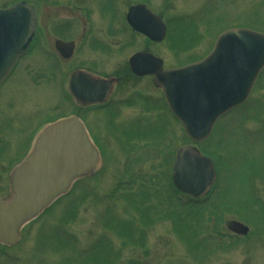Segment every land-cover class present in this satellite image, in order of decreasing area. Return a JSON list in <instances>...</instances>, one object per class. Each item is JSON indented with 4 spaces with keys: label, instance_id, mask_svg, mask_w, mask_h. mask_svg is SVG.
<instances>
[{
    "label": "rangeland",
    "instance_id": "374dc122",
    "mask_svg": "<svg viewBox=\"0 0 264 264\" xmlns=\"http://www.w3.org/2000/svg\"><path fill=\"white\" fill-rule=\"evenodd\" d=\"M27 1L50 35L60 20L75 17L77 24L80 9L87 7L91 33L98 32L95 44L107 48L84 43L58 63L51 56L50 35L43 45L35 36L0 103L14 93L10 113L18 117L12 123L21 124L24 134L55 114L77 113L101 159L93 175L76 179L66 194L24 224L14 245L0 246V264H264V66L245 101L220 116L197 143L165 109L159 88L146 76L117 86L104 109L79 110L66 92L72 68L113 75L145 45L168 68L202 56L228 28L264 33V0H149L147 6L166 22L167 36L150 44L134 37L122 55L114 52L127 34L115 40L106 36L101 26L107 14L95 8L105 0ZM123 2L126 7L132 0ZM182 144L197 146L216 164L215 186L199 205L175 193L169 181L174 150ZM227 219L245 224L247 233L228 231Z\"/></svg>",
    "mask_w": 264,
    "mask_h": 264
},
{
    "label": "water",
    "instance_id": "95a60500",
    "mask_svg": "<svg viewBox=\"0 0 264 264\" xmlns=\"http://www.w3.org/2000/svg\"><path fill=\"white\" fill-rule=\"evenodd\" d=\"M35 20L33 7L23 0L0 8V81L30 42ZM126 20L151 40L160 41L164 36L160 17L142 4L129 6ZM55 45L65 56L70 53L71 43L57 40ZM128 64L136 74L153 75L185 133L199 141L208 135L220 114L245 99L264 65V34L245 28L224 30L205 57L177 68L162 70L161 59L149 52L132 54ZM110 82L76 71L68 87L80 102L88 103L103 100ZM99 162L98 151L76 116L44 125L28 154L9 174L10 195L0 196V243L14 244L24 223L65 193L76 178L93 174ZM214 178L208 156L190 145L176 149L171 181L177 190L197 198L208 191ZM225 225L236 233L247 231L235 220Z\"/></svg>",
    "mask_w": 264,
    "mask_h": 264
},
{
    "label": "flooded vegetation",
    "instance_id": "af4514ba",
    "mask_svg": "<svg viewBox=\"0 0 264 264\" xmlns=\"http://www.w3.org/2000/svg\"><path fill=\"white\" fill-rule=\"evenodd\" d=\"M133 4H144L146 7H148L147 4H150V3H149V0H132V2L127 4L126 7H124L123 0H105L104 5L108 6L109 8H105V6L101 5V3H98L97 4L98 6L95 7V8L98 7V9H100L105 14H107V17L104 20H102L104 22L102 23V26H101L102 29L104 30L103 32H105L104 34L106 36H108L110 34V37L114 38V40H115L118 37H122L124 39L125 35L127 34L126 35L127 41L122 43L120 48H118V52H114L116 54L121 53V55H122L124 53V51H123L124 46L133 44L134 43V41H133L134 37H136V38L142 37L144 39L145 43H147V44L155 43L154 41L149 40L145 35L141 34L140 32L133 30L128 25L125 16H126L127 10L129 9L128 7L133 5ZM77 8L79 9V7H77ZM81 8H84V7L82 6ZM86 8L80 9V14L82 12L83 15L81 14L80 18L82 20H79V22L77 24H76V22H77L76 20H74V21L72 20V18L74 19L75 17L69 18L70 20L68 19V21L60 20L61 22H57V24L53 26V29H51V32L53 31V33H54L52 35L46 33L44 27L40 26V22H38V14H37V26H36V34H35L36 38L38 40V43L41 42L40 45L41 44L43 45L47 41L46 39L48 37H46V36L50 35V37H51V42H50V44H51L50 45L51 46V56L55 59L56 62L59 63V62H65V61L69 60L77 52V50L80 48V46L83 45L84 43L88 47H90V46L94 47V45H95L94 48H96V50H98V48L99 49H106L107 48V46L100 48L97 46L99 44H97V45L95 44L96 41L99 39L98 35H97L98 32L96 30H94L91 33V28L93 26H92V21L88 15V11ZM148 9L151 10L149 7H148ZM77 26H79V31L77 34H75V30H76ZM93 35H96L97 39L94 38ZM50 37H49V39H50ZM57 40H59L61 42L71 43V50L67 56L64 55V53L62 51L63 49L60 48V46L55 45V42ZM108 40H111V39L109 38ZM45 45H47V44H45ZM41 48H44V47L42 46ZM142 50L149 51V49L145 45V47L143 49L142 48L135 49L133 52H131L129 54V56L136 51H142ZM44 55L45 56L47 55L46 51H45ZM129 56H127V58H126V64H127V59ZM20 59L18 61H20ZM124 62H125V60H124ZM18 64L19 63L17 62V64L9 71V73L7 74L5 79L0 83V94L2 93L3 89L6 87L9 80L12 78V76L16 73L15 71L17 69ZM76 71H81L84 74H86L87 76H90L92 78L110 79L111 80L110 86L107 89V93H106V96H105V99L103 102L81 104L78 101V99H76L74 96L70 95L66 90L67 95L71 98V100L77 106V108L79 110L104 109L111 104L112 95L114 93L113 91H114V89L117 88V86H121L124 83L126 84V82H127L126 79H128V81H129V79H131V78L134 79V78L145 77V76L134 75L130 71V69L128 68V65H125V63L123 65H121V69L113 75H103L100 73H95L91 70L84 69L80 66H77V67L72 68L69 71L68 77ZM146 77L151 78L150 76H146ZM58 86H59V88H61V84L59 81H58ZM19 88L22 89L23 87L20 86ZM21 92H23V91H21ZM6 97L3 100V102L0 103V195H2V196H5L8 194V189H9L8 173H9L10 169L16 163H18L23 158V156L26 154V152L29 148L30 138H32V136H33L32 134L34 133L35 129L38 128V126L40 125L38 123L37 127L35 129H32L29 134L23 133L24 129H23L21 124L15 123V126H14V124L12 123V120L15 122L16 118L18 116H15L16 118L12 119V115H11L10 111H12L11 104L15 103V101H16L15 97L16 96H14V93H13L12 97L11 96H6ZM19 100H21V98H19ZM145 101H146V99H145ZM71 114L78 115L75 112H73ZM55 115H57V114H55ZM78 116L82 119V117L80 115H78ZM41 122L43 123L44 121H41ZM201 199H199V200H201ZM208 216L210 217V215H208ZM214 225H216V224L214 223Z\"/></svg>",
    "mask_w": 264,
    "mask_h": 264
}]
</instances>
